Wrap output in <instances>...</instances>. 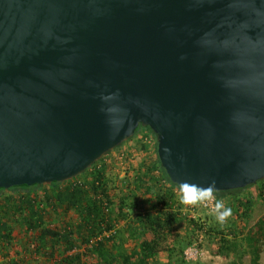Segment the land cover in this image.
Masks as SVG:
<instances>
[{
	"label": "water",
	"instance_id": "1",
	"mask_svg": "<svg viewBox=\"0 0 264 264\" xmlns=\"http://www.w3.org/2000/svg\"><path fill=\"white\" fill-rule=\"evenodd\" d=\"M140 125L179 186L264 178V0H0V188L73 179Z\"/></svg>",
	"mask_w": 264,
	"mask_h": 264
},
{
	"label": "trees",
	"instance_id": "2",
	"mask_svg": "<svg viewBox=\"0 0 264 264\" xmlns=\"http://www.w3.org/2000/svg\"><path fill=\"white\" fill-rule=\"evenodd\" d=\"M136 138L142 155L138 165H129L131 178L112 173L108 152L67 181L0 188V248L21 229L33 252L52 264H190L184 256L190 246L211 249L231 264L247 255L251 264H262L264 216L252 225L250 220L257 201L264 206V178L214 192L216 202L223 200L233 212L220 224L212 211H199L201 204L180 203L179 185L162 166L152 129L140 125L124 143ZM135 149L121 157L131 163ZM81 246L84 252H73ZM12 264L33 263L20 257Z\"/></svg>",
	"mask_w": 264,
	"mask_h": 264
},
{
	"label": "rangeland",
	"instance_id": "3",
	"mask_svg": "<svg viewBox=\"0 0 264 264\" xmlns=\"http://www.w3.org/2000/svg\"><path fill=\"white\" fill-rule=\"evenodd\" d=\"M140 138V137H139ZM137 138L135 140H133L132 142H128V143H124L122 145V147L118 148V149H114L112 151H110V155L108 156V160L110 161V163L115 162V168L112 169V173L115 176H118V178L120 179H124L126 177L131 178L132 176H130V173L135 171L133 168H129V165L132 167H135L136 165H138V163L140 162V155H142L141 153V149H139L140 145L137 142ZM154 142H156V140L154 139L153 142H149L151 145L155 144ZM130 145L134 146L133 148L130 147ZM136 148V149H135ZM135 149L133 152H137L134 160L129 163L126 158L121 157V153H127L126 150H132ZM131 153V152H129ZM115 159V161L113 160ZM128 172V173H127ZM113 174L111 176H113ZM250 190L252 191V189H248L246 192H250ZM254 193V191H253ZM199 207V211H202L204 208L208 209L209 212L212 211V209L214 208H210V207H206L205 205L201 204ZM205 209V210H206ZM212 213V212H211ZM264 216V206L259 203L257 201L256 205H255V210L253 212L252 218L250 220L251 225L254 224L260 217ZM124 223H120L119 224V229L123 228ZM31 244V246L29 247L28 245ZM131 244L127 245V248H130ZM204 251V255L199 258L196 261H191L190 264H231L232 259H226L223 258L221 256L215 255L211 249L208 248H203L202 249ZM84 252V247L81 246L80 248H77L75 250H73V252ZM72 253V252H70ZM20 257H24L27 259V261L33 263V264H52V262L50 261V263H48L46 261V258L44 256H42L39 253H35L33 252V245L31 243V241L27 238V236L25 235L24 231L21 229L16 230V233L14 235V238L12 239V242L10 243H4L2 245V248H0V264H12V260L13 259H17ZM88 259V258H86ZM166 258H163V261ZM261 262L262 264H264V252L262 254V258H261ZM239 264H251L250 263V256L247 255L244 258L243 262H240Z\"/></svg>",
	"mask_w": 264,
	"mask_h": 264
},
{
	"label": "clouds",
	"instance_id": "4",
	"mask_svg": "<svg viewBox=\"0 0 264 264\" xmlns=\"http://www.w3.org/2000/svg\"><path fill=\"white\" fill-rule=\"evenodd\" d=\"M215 187V181L207 187L195 183L183 182L179 186L180 203L185 206L206 204L213 199ZM212 213L215 214V218L220 224H224L233 214L232 208L226 207L223 200H218L215 203Z\"/></svg>",
	"mask_w": 264,
	"mask_h": 264
},
{
	"label": "built area",
	"instance_id": "5",
	"mask_svg": "<svg viewBox=\"0 0 264 264\" xmlns=\"http://www.w3.org/2000/svg\"><path fill=\"white\" fill-rule=\"evenodd\" d=\"M215 203H216V199L213 196V199L211 201L203 205H205L206 207L213 208L215 206ZM204 254L205 253L201 248L196 247V246H190L185 250L184 256L187 262H191V261L194 262L198 260L199 258H201Z\"/></svg>",
	"mask_w": 264,
	"mask_h": 264
}]
</instances>
